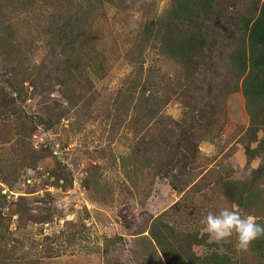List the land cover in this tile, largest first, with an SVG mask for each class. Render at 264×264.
I'll return each mask as SVG.
<instances>
[{
  "label": "trees",
  "instance_id": "trees-1",
  "mask_svg": "<svg viewBox=\"0 0 264 264\" xmlns=\"http://www.w3.org/2000/svg\"><path fill=\"white\" fill-rule=\"evenodd\" d=\"M97 17L92 0H0V144L10 145L6 153L0 152L2 183L12 187L20 172L38 167L45 152L28 145L29 138L38 126L55 128L67 112L64 107L57 116V105L40 114L24 110L29 92L33 96L49 75L59 86L62 101L76 108L83 96L75 89L77 73L91 70L102 75L99 57L87 49ZM152 46L179 66L178 75L168 78L145 65L146 50ZM39 50L43 56L37 64L34 58ZM127 59L130 70L112 103L109 123L114 135L124 127L134 133L121 163L136 176L169 178L178 192L194 181L190 188L198 191L199 146L220 138L225 100L241 91L249 119L243 133L245 152L249 160L257 157L259 162L247 182H224V194L242 214L250 215L259 206L263 217L264 0H171L163 13L143 22ZM172 100L183 108L178 119L164 113ZM56 168L51 174L54 179L62 180L64 188L71 186L70 172L60 163ZM93 175L90 170L84 182L90 184ZM6 201L0 191V208ZM22 201L19 196L12 205L27 213ZM44 211L30 221H49L52 211ZM149 221L147 235L132 241L131 263L113 261L109 246L114 239H106L103 264H248L235 260L226 243L208 242V234L198 227L169 222L166 212ZM258 223L264 226L261 218ZM4 228L7 224L0 216V264H10ZM220 246H226V251H220ZM249 251L259 264V258H264V237L253 241Z\"/></svg>",
  "mask_w": 264,
  "mask_h": 264
},
{
  "label": "rangeland",
  "instance_id": "rangeland-1",
  "mask_svg": "<svg viewBox=\"0 0 264 264\" xmlns=\"http://www.w3.org/2000/svg\"><path fill=\"white\" fill-rule=\"evenodd\" d=\"M92 1L97 4L98 17L90 30L87 49L99 57L102 75L91 70L77 73L75 89L83 96L76 108L62 101L59 86L49 75L22 103V108L32 113L40 114L55 105L59 107L57 116L64 107L67 112L55 128L38 126L29 138L28 145L45 152L38 167L20 172L12 187L0 181V191L7 200L0 216L7 224L4 244L10 252V264H103L106 239H114L109 246L113 261L131 263L132 241L147 235L150 217L166 212L169 222L204 232L201 220L209 212L218 213L235 205L224 194V182H247L259 162L257 157L249 160L245 152L243 133L249 119L244 97L237 91L225 100L220 138L199 146L201 167L195 175L198 191L190 188L194 181L178 192L171 188L169 178L136 176L129 165L121 163L122 156L130 151L134 133L124 127L114 135L109 123L112 103L130 70L127 52L143 22L163 13L171 0ZM42 54L40 50L35 54V63L40 62ZM145 65L168 78L180 72L179 66L156 46L147 48ZM182 109L172 100L164 113L178 119ZM255 144L251 142L250 146ZM9 149V144H0V152ZM59 163L70 172L71 186L64 188L63 181L51 175ZM95 165L99 168H93ZM90 170L95 175L86 184L84 179ZM19 196L25 199L22 203H26L27 213L12 205ZM44 209L52 211L49 221H30L40 218ZM250 215L264 222L259 206L251 209ZM208 242L214 241L208 237ZM227 245L235 260L257 264L249 250H238L235 236ZM226 246H220V251H226ZM259 264H264V258H259Z\"/></svg>",
  "mask_w": 264,
  "mask_h": 264
},
{
  "label": "clouds",
  "instance_id": "clouds-1",
  "mask_svg": "<svg viewBox=\"0 0 264 264\" xmlns=\"http://www.w3.org/2000/svg\"><path fill=\"white\" fill-rule=\"evenodd\" d=\"M201 223L210 240L218 244L229 243L235 236L236 246L241 251L249 250L253 241L264 237V226L254 216L243 215L235 205L222 208L218 213L209 212Z\"/></svg>",
  "mask_w": 264,
  "mask_h": 264
},
{
  "label": "built area",
  "instance_id": "built-area-1",
  "mask_svg": "<svg viewBox=\"0 0 264 264\" xmlns=\"http://www.w3.org/2000/svg\"><path fill=\"white\" fill-rule=\"evenodd\" d=\"M74 185H76V183L74 182Z\"/></svg>",
  "mask_w": 264,
  "mask_h": 264
}]
</instances>
